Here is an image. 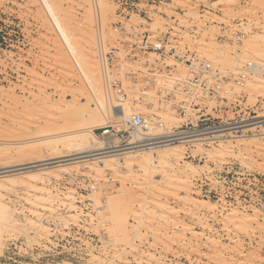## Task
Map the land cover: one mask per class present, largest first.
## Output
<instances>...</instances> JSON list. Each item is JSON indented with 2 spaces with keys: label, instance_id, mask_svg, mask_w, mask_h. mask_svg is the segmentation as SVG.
<instances>
[{
  "label": "rangeland",
  "instance_id": "1",
  "mask_svg": "<svg viewBox=\"0 0 264 264\" xmlns=\"http://www.w3.org/2000/svg\"><path fill=\"white\" fill-rule=\"evenodd\" d=\"M144 11L119 17L112 0H0V172L16 170L0 174V264H113L126 256L152 264L170 255L264 264V126L179 145L152 164L138 154L33 167L83 151L55 147L64 134L106 147L101 130L129 122L111 116L115 105L178 127L174 107L186 100L188 69L174 54L185 51L231 79L260 65L228 94H240L250 116H264V0H164ZM222 30L228 38L241 32L242 43L220 41ZM163 36L174 54L140 50L144 37ZM165 66L168 75L159 71Z\"/></svg>",
  "mask_w": 264,
  "mask_h": 264
},
{
  "label": "built area",
  "instance_id": "2",
  "mask_svg": "<svg viewBox=\"0 0 264 264\" xmlns=\"http://www.w3.org/2000/svg\"><path fill=\"white\" fill-rule=\"evenodd\" d=\"M164 0H112L119 17L129 15H144L146 6H156ZM240 27L239 22L236 23ZM222 30L218 39L230 45H240L243 34L239 31L234 33V37L228 38ZM164 37V36H163ZM157 38L156 42L149 43L148 38H143L141 51H151L164 59L168 54H174L171 50H166L169 37ZM174 57L183 63L187 69V78L181 83V93L186 100H181L174 107L178 116L183 122L178 127L164 126L159 116L144 119L142 116L133 115L127 124V129L117 130L112 126H107L101 130V135L110 136L114 144L107 150L121 151H147L162 146L180 145L187 149L194 142L204 144H216L225 136L244 135L245 131L253 130L251 127L255 116H250L247 106L242 102L240 94L232 97L228 94L231 84L242 87L247 77L253 73L249 64L240 69L236 78H226L214 69L209 62L201 59L197 54L185 51L182 54H174ZM165 74L170 73V68L165 66L159 70ZM108 88L118 94H122L120 84L117 81L107 80ZM168 95L166 96V100ZM189 99V100H188ZM258 127H254L256 129ZM247 133V132H246ZM188 158V151L186 152ZM95 185H91L86 190L93 191ZM208 194V191H204ZM80 209L84 212L89 210V204L81 203ZM71 239L73 236L70 235ZM66 249V245L61 249ZM70 249H72L70 247ZM60 261H65L64 251L58 252ZM113 264H145L140 263L137 258L126 256L124 261ZM152 264H193L186 258H175L170 255L159 262Z\"/></svg>",
  "mask_w": 264,
  "mask_h": 264
},
{
  "label": "bare ground",
  "instance_id": "3",
  "mask_svg": "<svg viewBox=\"0 0 264 264\" xmlns=\"http://www.w3.org/2000/svg\"><path fill=\"white\" fill-rule=\"evenodd\" d=\"M249 66L252 67V69L256 70V71L258 69H260V65L249 64ZM107 86H108V84H107ZM100 106H102V105L100 104ZM130 109L131 108H128L125 105H123V106L121 104L115 105L111 109V116L115 119H121L122 120L121 122H123V123L125 121L128 122L130 120L129 116L131 115V117H132L136 113V111H132L134 113H131ZM99 110H100L99 114H102L103 116L107 115L106 113H108V111H110V110L106 111L104 107H103V109L100 107ZM105 111H106V113H105ZM253 121L254 122L251 124L252 125L251 127L253 129H254V127L264 126V116L263 115L261 117L254 118ZM80 130H83V129H80ZM79 133L77 134V132H76V133H72V134L70 133V134H64L61 136H57V138L55 139V143H53V144L55 147H58V146L68 147V148L70 146H73L76 148L84 147L83 151H80L74 155H70V158H67V159H61V157H59L55 161L44 163V164L40 163L39 165L33 166V167L38 168L37 171H42V170L50 169V168H61V167H65L68 165L85 163L88 161L89 162L95 161L97 163H102V162L107 161V160H117L121 157L122 158H124V157L135 158V156H137L138 154L145 156L143 158L148 160L149 164H152V160H154L155 154H156L158 159H161V157L158 156L159 154L167 153V152H169V154H174V151H172V150L179 147V145H171V146H162V147L154 148V149L147 150V151H143V150H141V151H138V150L137 151H131V150H129V151H121V150L111 151V150H107V149H110V146L114 144V141L110 136L103 135L105 137V143L107 144V146L98 148V147H93L94 143H90L89 146H84L86 143V139L81 136V133L80 134ZM238 137H244V135H240ZM223 138H225L226 141H229L230 138H237V137H234V136L228 137L227 136V137H223ZM49 139H46V140H49ZM197 142H199V141H197ZM54 146L52 148L55 149ZM29 168H31V167H29ZM17 170L21 171L24 169H21V170L17 169ZM13 171H16V170H8L5 172H0V174L10 173Z\"/></svg>",
  "mask_w": 264,
  "mask_h": 264
}]
</instances>
